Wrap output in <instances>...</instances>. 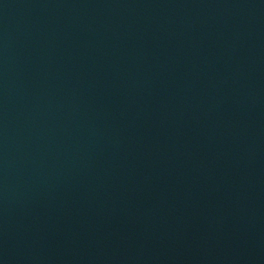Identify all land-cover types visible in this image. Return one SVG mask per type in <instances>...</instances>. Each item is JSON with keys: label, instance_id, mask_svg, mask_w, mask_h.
<instances>
[{"label": "water", "instance_id": "obj_1", "mask_svg": "<svg viewBox=\"0 0 264 264\" xmlns=\"http://www.w3.org/2000/svg\"><path fill=\"white\" fill-rule=\"evenodd\" d=\"M0 264H264V0H0Z\"/></svg>", "mask_w": 264, "mask_h": 264}]
</instances>
